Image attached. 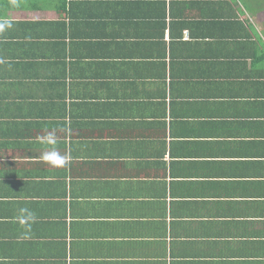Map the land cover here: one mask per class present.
Masks as SVG:
<instances>
[{"label":"crops","instance_id":"1","mask_svg":"<svg viewBox=\"0 0 264 264\" xmlns=\"http://www.w3.org/2000/svg\"><path fill=\"white\" fill-rule=\"evenodd\" d=\"M0 264H264V0H0Z\"/></svg>","mask_w":264,"mask_h":264},{"label":"clouds","instance_id":"2","mask_svg":"<svg viewBox=\"0 0 264 264\" xmlns=\"http://www.w3.org/2000/svg\"><path fill=\"white\" fill-rule=\"evenodd\" d=\"M62 131L61 129H45V135L42 138L43 142L47 145H54L58 139L57 132ZM41 159L46 162L50 167L60 166L64 163V157L59 155L56 151H44ZM20 213L22 216L33 218L34 213L28 208H21Z\"/></svg>","mask_w":264,"mask_h":264}]
</instances>
